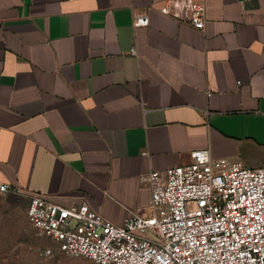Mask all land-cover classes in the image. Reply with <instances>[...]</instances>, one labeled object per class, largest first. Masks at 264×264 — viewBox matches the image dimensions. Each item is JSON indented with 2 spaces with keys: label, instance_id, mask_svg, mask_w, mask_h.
Returning <instances> with one entry per match:
<instances>
[{
  "label": "crops",
  "instance_id": "obj_1",
  "mask_svg": "<svg viewBox=\"0 0 264 264\" xmlns=\"http://www.w3.org/2000/svg\"><path fill=\"white\" fill-rule=\"evenodd\" d=\"M203 2L0 0V184L122 225L193 151L263 165L264 0Z\"/></svg>",
  "mask_w": 264,
  "mask_h": 264
},
{
  "label": "built area",
  "instance_id": "obj_2",
  "mask_svg": "<svg viewBox=\"0 0 264 264\" xmlns=\"http://www.w3.org/2000/svg\"><path fill=\"white\" fill-rule=\"evenodd\" d=\"M167 1L161 14L204 29L203 0H186L175 15ZM148 23L141 15L132 27ZM190 157L189 164L142 176L151 192L148 214L131 213L122 225L105 219L87 201L65 208L13 183L0 184V204L10 195L27 196V223L52 244L40 250L42 258L64 254L94 264H264V164L248 168L214 159L208 149Z\"/></svg>",
  "mask_w": 264,
  "mask_h": 264
},
{
  "label": "rangeland",
  "instance_id": "obj_3",
  "mask_svg": "<svg viewBox=\"0 0 264 264\" xmlns=\"http://www.w3.org/2000/svg\"><path fill=\"white\" fill-rule=\"evenodd\" d=\"M27 205L23 198L14 195L0 204V264H94L64 254L42 258L40 250L52 244L38 237L27 223Z\"/></svg>",
  "mask_w": 264,
  "mask_h": 264
}]
</instances>
